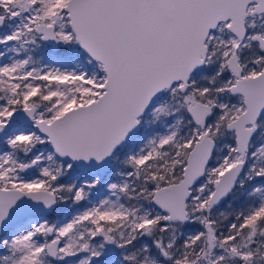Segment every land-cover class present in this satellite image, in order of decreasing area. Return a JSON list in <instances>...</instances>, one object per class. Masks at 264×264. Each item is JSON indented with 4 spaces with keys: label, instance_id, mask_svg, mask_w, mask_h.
Segmentation results:
<instances>
[{
    "label": "snow or ice",
    "instance_id": "6c2138e0",
    "mask_svg": "<svg viewBox=\"0 0 264 264\" xmlns=\"http://www.w3.org/2000/svg\"><path fill=\"white\" fill-rule=\"evenodd\" d=\"M0 264H264V0H0Z\"/></svg>",
    "mask_w": 264,
    "mask_h": 264
}]
</instances>
